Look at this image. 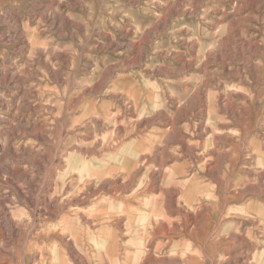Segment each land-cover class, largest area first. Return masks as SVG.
Wrapping results in <instances>:
<instances>
[{
    "label": "rangeland",
    "instance_id": "1",
    "mask_svg": "<svg viewBox=\"0 0 264 264\" xmlns=\"http://www.w3.org/2000/svg\"><path fill=\"white\" fill-rule=\"evenodd\" d=\"M0 218L4 264H264V0H0Z\"/></svg>",
    "mask_w": 264,
    "mask_h": 264
},
{
    "label": "bare ground",
    "instance_id": "2",
    "mask_svg": "<svg viewBox=\"0 0 264 264\" xmlns=\"http://www.w3.org/2000/svg\"><path fill=\"white\" fill-rule=\"evenodd\" d=\"M27 197V196H26ZM34 197V196H33ZM66 198V197H65ZM68 198V197H67ZM22 199H23V197H22ZM28 199V198H27ZM52 200V199H51ZM25 201V200H24ZM34 201V200H33ZM47 204H48V202H47ZM22 207V206H21ZM74 207V206H73ZM28 209V208H27ZM26 209V210H27ZM32 210V209H31ZM34 210V209H33ZM4 211V210H3ZM7 211V210H6ZM102 211V210H101ZM32 212V211H31ZM44 212V211H43ZM5 214V213H4ZM195 214H197L196 212H195ZM29 215V214H28ZM54 216V215H53ZM199 216V215H198ZM191 217V216H190ZM196 217V216H195ZM15 218V217H14ZM1 219V218H0ZM13 219V218H12ZM92 219V218H91ZM2 220V219H1ZM194 221H195V219H194ZM2 223V222H1ZM17 223V222H16ZM7 226V225H6ZM52 254V253H51ZM17 260V259H16ZM34 260V259H33ZM7 261V260H6ZM13 262H15V261H13ZM48 262V261H47ZM0 264H4L3 263V260L1 259L0 260ZM10 264V263H9ZM16 264V263H15ZM22 264V263H21ZM37 264V263H36ZM42 264V263H41ZM45 264V263H44Z\"/></svg>",
    "mask_w": 264,
    "mask_h": 264
}]
</instances>
